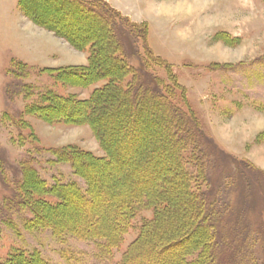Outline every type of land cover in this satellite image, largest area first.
<instances>
[{
	"label": "rangeland",
	"instance_id": "obj_1",
	"mask_svg": "<svg viewBox=\"0 0 264 264\" xmlns=\"http://www.w3.org/2000/svg\"><path fill=\"white\" fill-rule=\"evenodd\" d=\"M20 1L0 0V262L22 264L23 256H29L33 261L30 264H41L40 260L48 264H121L126 258L129 264L166 263L169 259L155 254L149 248L151 243L140 254L136 248L130 252L145 230H149L147 222L154 219L153 210L141 203L135 206L138 216L129 227L123 225L121 229L119 224L122 223L125 199L135 195L130 193L133 187H138L136 195H139L144 184L151 186L159 179L168 185L177 180L183 182L178 174V161L174 162L177 156L171 149L178 141L173 132L180 128L164 106H155L148 101L146 113L140 116V121L147 122L138 129L139 139L142 143L154 138L159 149L143 164L144 173L123 181L120 176L130 166H119L122 161L116 160L114 165L107 167L103 166V161L91 163L88 168L77 163L81 174H76L73 165L61 160L56 152L72 148L107 159L92 127L89 124H51L28 111L39 103L40 95L48 92L77 101L89 100L95 90L108 85V78L86 88L71 84L72 77L61 82L57 74L49 70L87 66L89 50L75 48L62 34L34 23L23 14ZM28 1L31 5L32 0ZM104 1L119 13V21L128 19L139 26L136 29L147 25V40L153 55L160 57L164 64L166 62L172 72L170 75L163 63L153 62L152 55L138 41L140 32L120 21L118 28L125 33H121V41L128 54V63L135 69L133 74L125 76L122 85L137 83V73L142 74L147 85L151 80L159 79L170 102L184 111L190 108L218 147L216 150H222L228 156L226 159L217 156L218 152L213 153L211 147L206 164L207 177L215 181L212 182L216 196L213 203L219 198L217 210L221 214L218 216L217 213L216 264H262L264 0ZM36 11L43 22L66 29L74 37L80 35L86 39L102 28L111 33L110 24L96 22L93 14L83 11L76 10L74 14L75 9L69 4L61 6L57 1L39 0L33 3V9L28 8V13L36 14ZM170 76L176 77V82ZM113 93L106 92V95H117ZM130 103L128 106H132ZM72 104L63 101L53 107L51 114L67 118V112L76 108L81 110L82 120L88 117L85 108ZM97 115L94 113L91 118ZM166 119L170 121L169 125L165 123ZM116 120L106 122L107 131L113 136L115 128L129 122ZM183 149L187 168L197 175L192 160L195 153L190 145H183ZM214 157H219L218 163ZM133 158L128 155L123 162L130 163ZM160 162L163 165H158ZM83 163L89 162L84 160ZM167 165L171 171L166 170ZM25 166L30 168L24 171ZM154 169L158 170L159 176H153ZM87 171L93 173L88 177L89 182L82 176ZM197 178L195 176L196 192L213 188L208 186L210 180L202 184ZM24 179L28 188L38 189L45 181L47 189L74 184L75 187L69 188H80L83 193L90 183L92 196L89 198L93 202L78 196L65 197L59 202L55 197L57 192L52 191V196L47 195L44 199L54 205L60 203L58 209L45 215L46 211L38 205L34 208L46 219H52L54 225L35 224L29 207L15 201ZM224 216L226 222L220 220ZM37 220L41 221L38 217ZM168 230L167 233L162 230L156 242L170 237L172 234H168ZM104 234L116 237L108 249L99 246L106 241ZM166 234L169 236L165 237Z\"/></svg>",
	"mask_w": 264,
	"mask_h": 264
},
{
	"label": "trees",
	"instance_id": "obj_2",
	"mask_svg": "<svg viewBox=\"0 0 264 264\" xmlns=\"http://www.w3.org/2000/svg\"><path fill=\"white\" fill-rule=\"evenodd\" d=\"M35 1L37 2L39 0H32L31 5L28 3V0L20 1V8L25 16L27 15L30 20L37 23L41 27L50 29L56 34H62V36L75 48H82L85 50L88 49L90 54L87 66L61 68L56 70L50 69L49 71L57 74L61 82H67L69 81L68 78L72 77L69 82L83 88L89 87L105 77L108 78L109 82L108 85L103 88L95 90L91 98L86 101H77L69 97L65 98L51 92L42 94L40 95L39 103L35 104L34 107L28 111L29 114L42 118L51 124H89L92 127L100 146L105 151L107 159L96 158L91 154L82 153L81 151L72 148L61 149L60 151L58 150L56 155L61 160L64 159L71 163L76 170V174H81L77 169V163H79L80 166L82 165V167H85L86 165L88 168L91 166V163H101L103 161V166L107 167L114 165L116 160L122 161L119 163V166L124 167L129 165L130 168L129 170L127 169L120 177L123 181H129L135 175L144 173V170H142L143 164L146 161H149L150 158H153L154 153L159 149V145L155 143L156 141L154 138H148L142 143L139 139L138 129L139 127L143 128L147 122L146 120L145 122L140 121V116L145 114V111H147L145 103L149 101L155 106H164V109L168 111L170 116L174 119V121H176L178 128H180L179 130L173 132V136L178 141H175L172 144L171 149L177 156V160L175 158L174 162L178 161V163L176 162L179 166L178 174L181 176L183 182L180 183L177 182V180L173 181V184L170 183L171 185H168L166 181L163 182L159 179L154 185L149 186L144 184L141 187L143 189L139 195H136V191H139L138 187H133L130 190V193H132V195L135 194L136 196L133 195L127 197L126 199L124 198L125 206L120 219V222L122 223L119 224V227L122 229L123 225L127 227L129 223L134 221L138 216L136 214L138 210L135 206H139V204L141 205V203H143V205L155 212V217L147 222L151 225H149V230H145V233H143L144 235H142L141 239L131 248L130 252L136 248L135 250H137V254H140L151 243L152 245L149 248H152L154 251L152 249L151 250L155 252V254L157 253L158 255H163V257H167L169 259L164 264H201L200 260L203 261V264H216L218 259L216 250L218 239L217 213L218 216L221 214L217 210L219 198L217 199V202L213 203V198H216V196L214 192V184L212 182L215 181L209 176L207 177L206 164L209 162L208 150L211 149V147L213 148V153L214 151L216 153L218 152L217 156L221 155L225 159L228 156H226L222 150L220 152L216 150L218 147L215 146L216 144L210 140V137L204 132L203 128L199 124V120L189 107L187 111H184L170 102V99L162 91L163 85L159 79L151 80L150 84L147 85V83L143 81V77L141 76L142 74L139 75L137 73L136 77L139 78L136 80L137 83H134L135 85L132 82H128L125 86L122 85L124 84L123 81L126 78L125 76L132 73L135 69L128 63V54L121 41V33L123 35L125 33L121 31L120 27L118 28V22L124 21L128 23L132 30L140 32L138 41H141L145 51L149 52L150 56L152 55L151 59L153 62L155 61V63L164 64L160 57L153 55V52L148 45L146 32L147 25H143L142 28L136 29L139 26L131 23L128 19L119 21V13L104 0H52L57 1L61 6L69 4L71 8L75 9L74 14L77 13L76 10L83 11L88 15L93 14V18L96 22L103 21L110 24L109 29L111 33L105 32L106 29L104 30L102 28V30L95 32L93 36L82 39L80 38V35L78 37L70 35V33L66 32V29H58L46 24L43 22V19L37 15V11L36 14H32L31 12L28 13V8L30 7L33 9V3ZM40 1L43 2V0ZM164 65L169 69L170 66L166 62ZM170 70L171 69H169V71ZM170 75H172L171 71ZM170 77L171 79L173 78L174 82H176V77ZM106 92H114L113 94L117 95L108 96L106 95ZM63 101H71L73 102L72 106L85 108L88 117H83L82 120L83 115L80 113L81 110L76 108L67 112V118L52 115L51 111L53 110V107ZM128 103L132 104V106H128ZM48 110H50V112H48ZM94 113H97L98 115L91 118ZM118 116L121 117L116 120ZM109 120H116V122H129H127L126 125H120L115 128L113 136V133H108L107 131L106 122ZM165 123L169 125L170 121L166 119ZM190 135H192L195 139L191 138ZM192 140L194 142H192ZM183 145H190L195 153L192 160L193 162L195 161L194 163L196 165L193 168L197 171V175H194V173L186 166L187 160H185L184 157L185 153ZM128 155L130 158L131 156H134L133 160L130 163L125 161L123 162L125 157H128ZM217 158L219 160V157ZM217 158L214 157L215 163H218ZM84 160H87L89 163H83ZM210 162L212 161L210 160ZM159 164L163 165L161 162L158 163V165ZM27 168H30V166H25L23 170L25 171ZM171 169L172 168L167 165L166 170L171 171ZM90 171L82 174V176L87 180L89 179L88 177L93 174ZM238 172L242 173L244 170L238 169ZM153 174V176H159L160 173L157 169H154ZM174 175L177 177V173H174ZM174 175H171L172 178H174ZM195 176H198L197 179L202 181V184L206 183L207 179L210 180L208 186H213V188L207 190V192H196L194 189L198 183H195ZM26 186L27 185L25 184L24 179L19 187V193L15 195V201H18L20 206L29 207L28 209L30 212L34 214L35 224L39 222L40 224L46 226L54 225L52 219H46V216H43L44 214L42 215L37 208H34L38 205L41 210L46 211L45 215H49L51 211L58 209L57 207L60 203H58V205H54L44 199L47 195L52 196V191L57 192L55 197L59 199V202L62 198L72 196L88 199L89 202L92 201L89 198L92 196L90 183H88V189L84 193L81 192L80 188H69L75 187L74 184H61L54 188L47 189L48 187L46 186L45 181H42V187H39L38 189L28 188ZM164 186H169V188L164 190L161 189ZM181 188H183L182 191ZM132 190L133 192H131ZM26 195L27 198L24 199ZM165 195H168V198H164ZM189 197L191 198L188 199ZM123 200L121 201L123 202ZM19 204L17 206H19ZM166 211L168 213L164 214ZM37 217L40 218L41 221H38ZM224 218L226 217L224 216L220 220H225ZM178 221H180V223ZM227 227L230 228L228 222ZM167 228H169L168 234L172 235L167 239H162L160 242H156L158 235L163 233L162 230H164L165 233ZM88 231L93 232V230H87V232ZM82 233L84 234L85 232ZM97 235L100 234L98 233ZM104 235L106 236L105 240L107 242L103 241L101 242L102 245L99 244V246L104 249H108L111 246L110 244H112L114 240L116 241V237H112V235L108 234ZM167 236L169 235L166 234L165 237ZM143 237H145V239H143ZM192 257L196 258L191 260L190 258ZM9 259L10 261L12 260L11 257ZM31 261V257L23 256L22 264H30ZM39 262L41 264H48L42 260ZM131 262L132 261H130V263ZM0 264L6 263L0 262ZM121 264H129V259L126 258ZM262 264H264V262Z\"/></svg>",
	"mask_w": 264,
	"mask_h": 264
},
{
	"label": "crops",
	"instance_id": "obj_3",
	"mask_svg": "<svg viewBox=\"0 0 264 264\" xmlns=\"http://www.w3.org/2000/svg\"><path fill=\"white\" fill-rule=\"evenodd\" d=\"M87 61V59H86V57L84 58V64H85V62Z\"/></svg>",
	"mask_w": 264,
	"mask_h": 264
}]
</instances>
